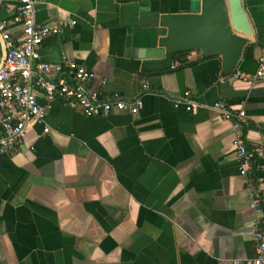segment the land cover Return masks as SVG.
<instances>
[{"label":"crops","instance_id":"obj_1","mask_svg":"<svg viewBox=\"0 0 264 264\" xmlns=\"http://www.w3.org/2000/svg\"><path fill=\"white\" fill-rule=\"evenodd\" d=\"M14 4L0 18L18 37ZM242 4L253 32L223 74L221 56L199 50L174 53L166 69L142 67L165 32L159 16L199 12L201 0L36 3L37 22L75 21L43 39L40 61L73 60L93 72L92 90L141 95L143 106L92 117L54 98L49 132L29 125L20 149L0 154V264H251L257 182L239 173L234 143L264 147V77H254L264 0ZM184 90L202 105L196 112L172 105ZM218 100L245 111L240 127L212 107Z\"/></svg>","mask_w":264,"mask_h":264},{"label":"built area","instance_id":"obj_2","mask_svg":"<svg viewBox=\"0 0 264 264\" xmlns=\"http://www.w3.org/2000/svg\"><path fill=\"white\" fill-rule=\"evenodd\" d=\"M12 22L21 26V34L14 37L8 30V21L0 18V35L4 41L6 55L0 66V154L13 152L21 148L26 128L39 125L43 133L49 132L46 123V107L54 98L65 103L77 105L86 116H106L112 111H127L136 114L143 106L142 96L125 98L118 92L107 96L88 87L94 74L83 65L62 57L57 63L39 60V47L48 35L62 33L74 20L52 19L43 23L35 19V5L39 0H13ZM6 0H0V10ZM1 58V47H0ZM237 75H248L237 71ZM255 78L264 77V55L258 58ZM142 88L147 91V84ZM38 91L42 92L47 103L38 100ZM174 107H183L186 111L196 112L202 105L196 101L189 90L170 98ZM224 119L232 120V126L238 128L245 117L243 109L232 110L222 100L213 103ZM234 149L238 160L239 173L253 176L257 182L256 190L250 196L248 206L257 216L254 234L255 255L251 264H264V147H248L241 139H236Z\"/></svg>","mask_w":264,"mask_h":264},{"label":"water","instance_id":"obj_3","mask_svg":"<svg viewBox=\"0 0 264 264\" xmlns=\"http://www.w3.org/2000/svg\"><path fill=\"white\" fill-rule=\"evenodd\" d=\"M158 25L165 32H159L151 58L142 63L147 71L170 67L174 53L199 50L204 57L221 56L222 73L229 74L249 43L245 35L253 32L242 0H201L199 12L164 13ZM0 47L2 66L6 48L1 35Z\"/></svg>","mask_w":264,"mask_h":264}]
</instances>
